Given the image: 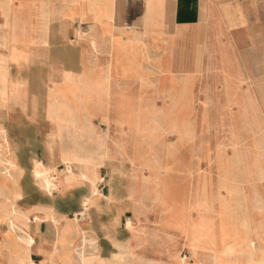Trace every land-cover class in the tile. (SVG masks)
<instances>
[{
    "label": "crops",
    "instance_id": "crops-1",
    "mask_svg": "<svg viewBox=\"0 0 264 264\" xmlns=\"http://www.w3.org/2000/svg\"><path fill=\"white\" fill-rule=\"evenodd\" d=\"M217 83L225 109L264 116V0H0V205L13 192L35 240L0 219V264H82L84 245L85 264H177V205L134 147L172 148L160 129L189 131Z\"/></svg>",
    "mask_w": 264,
    "mask_h": 264
},
{
    "label": "rangeland",
    "instance_id": "rangeland-1",
    "mask_svg": "<svg viewBox=\"0 0 264 264\" xmlns=\"http://www.w3.org/2000/svg\"><path fill=\"white\" fill-rule=\"evenodd\" d=\"M208 86L212 87L208 90V98L216 104L208 107L206 113L199 109L197 114L178 117L191 125L189 131L184 130L181 122L180 130L172 129L171 125L160 129L157 143L171 146L169 149L174 154L171 162L162 160L157 167L145 164L146 171L164 175L165 187L171 193L169 198L177 205L176 217H179L173 219L167 215L164 223L186 230L184 234L178 232L176 237L169 234L178 242L177 264H189L192 250L204 253L197 264H264V116L256 122L250 116L226 110L221 102V85ZM229 91L235 95L234 84L229 85ZM160 92L170 95L169 91L160 89ZM155 203L150 212L153 217L158 207V202ZM160 233L168 236L164 230ZM185 239L193 243L194 249L184 244Z\"/></svg>",
    "mask_w": 264,
    "mask_h": 264
},
{
    "label": "bare ground",
    "instance_id": "bare-ground-1",
    "mask_svg": "<svg viewBox=\"0 0 264 264\" xmlns=\"http://www.w3.org/2000/svg\"><path fill=\"white\" fill-rule=\"evenodd\" d=\"M99 1V0H98ZM37 9V8H36ZM38 9H40V7H39V5H38ZM37 9V10H38ZM39 11V10H38ZM37 11V12H38ZM41 26V25H40ZM223 101V100H222ZM224 101H225V99H224ZM232 101V100H231ZM236 101V100H235ZM255 102V101H254ZM253 102V103H254ZM130 104H131V101L129 102ZM232 103V102H231ZM248 103V102H247ZM226 104V103H225ZM234 104V103H233ZM239 104V103H238ZM249 105V104H248ZM251 105V104H250ZM256 105H257V103H256ZM222 106V105H221ZM239 106V105H238ZM250 107V106H249ZM256 108V107H255ZM244 109V108H243ZM259 109V108H258ZM227 110V109H226ZM251 110V109H250ZM233 111V110H232ZM239 111V110H238ZM247 111V110H246ZM249 111V110H248ZM243 112V111H242ZM263 112V111H262ZM226 113H228L227 111H226ZM233 113V112H232ZM241 113V112H240ZM258 113V112H257ZM220 114V113H219ZM236 114V113H235ZM237 114H239V112L237 113ZM221 115V114H220ZM225 115V114H224ZM228 116V115H227ZM246 116V115H245ZM259 116V115H258ZM235 117V116H234ZM237 117H239V116H237ZM237 117H235V118H237ZM243 117V116H242ZM243 118H245V117H243ZM247 118V117H246ZM245 118V119H246ZM224 119V118H223ZM244 119V120H245ZM251 119V118H250ZM261 119V118H260ZM227 120H229V118L227 117ZM230 121V120H229ZM232 121H233V119H232ZM239 121V120H238ZM259 121V120H258ZM261 121V120H260ZM225 122V121H224ZM227 122V121H226ZM246 122V121H245ZM252 122V121H251ZM257 122V121H256ZM228 124H229V122H228ZM235 124H236V121H235ZM234 124V126H236ZM239 124H240V122H239ZM247 124H249V122H247ZM230 125V124H229ZM238 127V126H237ZM232 128V127H231ZM246 128V127H245ZM2 129V128H1ZM236 129V128H235ZM239 129H240V127H239ZM247 129H248V127H247ZM264 129V128H263ZM175 130V129H174ZM232 130V129H231ZM233 131V130H232ZM252 131V130H251ZM239 132V131H238ZM244 132V131H243ZM232 133V132H231ZM253 133V132H252ZM256 133V132H255ZM254 134V133H253ZM241 135V134H240ZM244 135V134H243ZM248 135V134H247ZM252 136V135H251ZM257 136V135H256ZM229 137V136H228ZM239 137V136H238ZM245 138V137H244ZM249 138V137H248ZM252 138H253V136H252ZM234 139V138H233ZM241 140V139H240ZM239 140V141H240ZM246 140V139H245ZM249 141H251V140H249ZM237 142V141H236ZM254 142H256V141H254ZM264 142V141H263ZM239 143V142H238ZM236 145V144H235ZM258 145V144H257ZM259 146V145H258ZM131 148V147H130ZM129 148V149H130ZM133 148V147H132ZM250 148V147H249ZM248 148V149H249ZM123 149V148H122ZM257 149V148H256ZM109 150H110V148H109ZM133 150V149H132ZM240 150V149H239ZM245 150V149H244ZM105 151H106V149H105ZM113 151V150H112ZM246 151V150H245ZM252 151V150H251ZM106 153V152H105ZM120 153V152H119ZM173 153V150L172 149H169V148H165V149H159V148H155V149H148V148H139V147H134V153H133V156L136 158V159H139L140 161H143L145 164H147V165H149V166H152V167H157V166H159V164H158V161H159V163H160V161H162V160H165V159H167V161H169V162H171V160H170V158H171V156L174 154H172ZM242 153V152H241ZM246 153V152H245ZM261 153V152H260ZM100 154V153H99ZM122 154V153H121ZM124 154V153H123ZM128 154H130V153H128ZM71 155V154H70ZM126 155H127V153H126ZM246 155V154H245ZM262 155V154H261ZM247 156V155H246ZM257 156V155H256ZM103 157V156H102ZM111 157V156H110ZM250 157V156H249ZM248 157V158H249ZM253 157H255V156H253ZM66 158V157H65ZM104 158V157H103ZM132 158V157H131ZM130 158V159H131ZM134 158V159H135ZM241 158H242V156H241ZM71 159V158H70ZM100 159V158H99ZM135 159V160H136ZM261 159V158H260ZM135 160H134V162H135ZM69 161V160H68ZM125 161V160H124ZM139 161V162H140ZM250 161V160H249ZM72 162V161H71ZM101 162V161H100ZM143 162H141V164H143ZM151 162V163H150ZM257 162V161H256ZM76 163V162H75ZM97 163V162H96ZM261 163V162H260ZM263 163V162H262ZM73 164V163H72ZM81 164H83V163H81ZM86 164V163H85ZM140 164V163H139ZM245 164H247V163H245ZM252 164V163H251ZM258 164V163H257ZM144 165V164H143ZM264 165V164H263ZM9 166H11V165H9ZM145 166V165H144ZM256 166V165H255ZM64 167V166H63ZM78 167V166H77ZM76 167V168H77ZM252 167H254V166H252ZM83 168V167H82ZM68 169L69 170H71L70 169V167H68ZM198 169V168H197ZM246 169V168H245ZM255 169V168H254ZM75 170V169H74ZM78 170H79V168H78ZM85 170V169H84ZM131 170V169H130ZM261 170V169H260ZM17 171V170H16ZM19 171V170H18ZM81 171V170H80ZM133 171V170H132ZM148 171V170H147ZM256 171V170H255ZM85 172H87V171H85ZM134 172V171H133ZM264 172V171H263ZM263 172H261V173H263ZM9 173V172H8ZM36 175H35V177H36V179H37V181H38V183L46 190V191H48V192H50V193H52V191L54 190V189H57L58 187H59V185H58V183H56L55 182V180H54V177H53V175H48L49 174V170H45V171H43L42 169H37L36 170ZM78 173V172H77ZM255 173V172H254ZM16 174H17V172H16ZM82 174V173H81ZM88 174V173H87ZM130 174H131V172H130ZM78 175V174H77ZM82 175H84V174H82ZM137 175V174H136ZM74 175H69L68 176V178H72ZM16 177V176H15ZM14 177V178H15ZM135 177V176H134ZM195 178V177H194ZM147 179V178H146ZM11 180H12V178H11ZM72 180H73V178H72ZM81 180V179H80ZM86 180V179H85ZM162 180V179H161ZM196 180V179H195ZM16 181V180H15ZM75 181V180H74ZM162 181H165V180H162ZM194 181V180H193ZM66 182V181H65ZM159 182H160V180H159ZM17 183V182H16ZM165 182H163V184H164ZM197 184V183H196ZM215 188V187H214ZM16 189V188H15ZM17 190V189H16ZM2 197H3V199H4V202L0 205V219L1 218H3V219H5L7 222H8V226H9V230H10V232L9 233H7V236L8 235H10V233L12 232V233H14L15 235H18V239H17V241L16 242H20V243H22L29 251H30V249H31V246H32V244L34 243V239H33V237L32 236H24V235H21V234H16V230H20V227H19V225H18V222H24L25 221V216H24V214L22 213V212H20L15 206H14V194H13V192H11V191H9V192H2ZM196 196V195H195ZM87 201V200H86ZM247 203H248V201H247ZM194 204V203H193ZM251 204V203H250ZM254 204V203H253ZM255 205V204H254ZM261 205V204H260ZM249 206V205H248ZM254 211V210H253ZM51 212V211H50ZM253 213V212H252ZM255 214V213H254ZM259 216V215H258ZM176 217V216H175ZM179 217V215H177V217H176V219ZM53 220H54V223L56 224V225H58V221H57V219H55V217L54 216H52L51 217ZM173 219H175L174 217H172ZM209 218V217H208ZM212 218V220H213V218L214 217H211ZM37 219V218H36ZM172 219V220H173ZM210 219V218H209ZM251 219V218H250ZM260 219V218H259ZM37 220H39V219H37ZM174 221V223H175V221L176 220H173ZM178 221H179V219H178ZM195 221V220H194ZM253 221V220H252ZM212 222V221H211ZM194 223H197V221H195ZM210 223V222H209ZM258 223V222H257ZM215 224V223H214ZM214 224L212 225V226H214ZM218 224V223H217ZM199 225H201L200 223H199ZM198 225V226H199ZM205 225V224H204ZM209 225V224H208ZM219 225V224H218ZM254 225V224H253ZM194 226V225H193ZM189 227V226H188ZM197 227V226H196ZM252 227V226H251ZM203 228V227H202ZM214 228V227H213ZM59 229V228H58ZM192 229H194L193 227H192ZM191 229V230H192ZM204 229V228H203ZM211 229V228H210ZM190 230V229H189ZM197 230V229H196ZM216 230V229H215ZM218 230V229H217ZM216 230V231H217ZM255 230V229H254ZM200 231V230H199ZM214 231V230H213ZM213 231H211V232H213ZM4 232V231H3ZM198 232V231H197ZM210 232V231H209ZM25 233V232H24ZM191 233H192V231H191ZM190 233V234H191ZM217 233V232H216ZM215 233V234H216ZM220 232H218L217 233V235L219 234ZM263 233V232H262ZM195 234H196V232H195ZM198 234V233H197ZM192 235V234H191ZM210 235V234H209ZM211 236V235H210ZM212 236H213V234H212ZM216 236V235H215ZM257 236V235H256ZM219 237V236H218ZM260 237H262V236H260ZM221 238V237H220ZM219 238V239H220ZM263 238V237H262ZM213 239V238H212ZM261 240V239H260ZM3 241H5V243H7V244H9L10 243V241H6V240H3ZM210 241V240H209ZM208 241V239H207V243L209 242ZM262 241V240H261ZM203 242V241H202ZM204 242H206V240L204 241ZM219 243H220V241H219ZM248 243V242H247ZM204 244V243H203ZM209 244V243H208ZM210 244H212L211 242H210ZM206 245V247H207V244H205ZM219 246H221V245H219ZM170 247V246H169ZM172 247H174V246H172ZM176 247V246H175ZM250 247V246H249ZM87 247L84 245L81 249H80V251H79V255H80V259H81V262H82V264H85V261H84V256H85V252H87V249H86ZM212 248V247H211ZM214 248V247H213ZM264 248V247H263ZM178 249V248H177ZM179 250H180V248H179ZM217 250V249H216ZM215 250V251H216ZM214 251V252H215ZM218 251V250H217ZM243 251V250H242ZM246 252V251H245ZM263 252V251H262ZM213 253V252H212ZM216 254V253H215ZM221 254V253H220ZM259 254V253H258ZM177 255V254H176ZM238 255V254H237ZM216 256H218V255H216ZM253 258V257H252ZM187 259V257L185 256L184 258H183V260L185 261ZM230 259V258H229ZM260 259H261V257H260ZM262 260V259H261ZM150 262V261H149ZM152 262V261H151ZM255 262V261H254ZM259 262V261H258ZM156 263V262H155ZM160 263V262H159ZM158 264V263H157ZM184 264H186V263H184ZM194 264H196V263H194Z\"/></svg>",
    "mask_w": 264,
    "mask_h": 264
}]
</instances>
